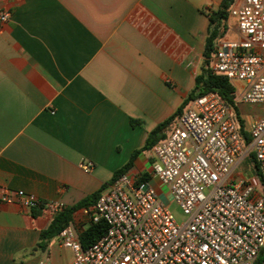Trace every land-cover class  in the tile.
Here are the masks:
<instances>
[{
    "label": "crops",
    "instance_id": "obj_1",
    "mask_svg": "<svg viewBox=\"0 0 264 264\" xmlns=\"http://www.w3.org/2000/svg\"><path fill=\"white\" fill-rule=\"evenodd\" d=\"M221 2L0 0L9 13L0 22V187L70 207L104 190L137 152L126 172L147 174L162 195L143 147L193 89ZM84 209L69 223L78 234L90 224ZM54 216L0 203V264H71L58 236L38 247Z\"/></svg>",
    "mask_w": 264,
    "mask_h": 264
},
{
    "label": "built area",
    "instance_id": "obj_2",
    "mask_svg": "<svg viewBox=\"0 0 264 264\" xmlns=\"http://www.w3.org/2000/svg\"><path fill=\"white\" fill-rule=\"evenodd\" d=\"M8 18L0 13V22ZM228 18L237 39L217 42L210 69L233 85L237 103L264 104V0H242ZM247 135L245 142L215 93L191 100L150 150L151 176L166 188L181 219L148 181L124 172L83 210L90 223L107 225L103 236L83 248L73 225L59 233V245L73 253L71 264H254L264 247V117L248 124ZM251 154L255 185L237 173ZM92 167L80 163L84 172ZM14 202L51 214L63 209L57 200L0 187V203Z\"/></svg>",
    "mask_w": 264,
    "mask_h": 264
},
{
    "label": "trees",
    "instance_id": "obj_3",
    "mask_svg": "<svg viewBox=\"0 0 264 264\" xmlns=\"http://www.w3.org/2000/svg\"><path fill=\"white\" fill-rule=\"evenodd\" d=\"M233 1L234 0H222L220 8L210 16V23H212V26L210 27L208 32V37L206 39L204 50L202 53L203 59L200 65V70L195 76L193 89L189 92V94L183 100L182 104L178 107L172 117L169 118L166 122L160 124L152 133L148 135L143 149L151 150V148L158 142V139L156 137L157 132L162 130L166 125L170 124L191 100L210 92L215 93L220 98V100L231 110L234 119L238 124L241 137L245 140V142L248 141V135L245 131L244 120L241 117L238 103L235 101L234 87L224 76L214 74L210 69L209 63V60L214 53V48L217 42L223 37L227 30V12ZM136 153L137 152L132 154L130 161L124 167L119 169L114 174L113 178L127 171L128 167L131 164V160ZM250 157L253 160L254 173L258 174L257 165L255 164L253 155L251 154ZM147 179V174L142 175L141 181H147ZM102 190L103 189L85 197L83 200L73 206L63 208L60 212L55 214L48 227L45 230L41 231L39 235L38 247L44 249L47 242L51 238L58 236L59 233L70 223L72 213L79 208H87L89 205H93ZM32 214L35 215V212H32ZM106 229L107 225L102 220L98 221L97 223H90L89 226L79 234L81 246L83 248H86L96 242L101 236H103V234L106 232ZM263 260L264 247L261 249L254 264H262Z\"/></svg>",
    "mask_w": 264,
    "mask_h": 264
},
{
    "label": "rangeland",
    "instance_id": "obj_4",
    "mask_svg": "<svg viewBox=\"0 0 264 264\" xmlns=\"http://www.w3.org/2000/svg\"><path fill=\"white\" fill-rule=\"evenodd\" d=\"M234 26V21L229 20L227 21L226 25V32H225V38L228 40H236L237 39V34L233 30ZM238 108L241 113V117L244 120V125H245V131L247 132L248 124L260 117H264V104H240L238 103ZM249 141V137H248ZM237 173L239 175L247 178L252 185H255V178H254V165H253V160L251 157L246 158L244 161H242L238 168H237ZM238 179L235 180V182ZM164 191L162 195H158L159 199L161 202L165 203L168 207V209L174 214V216L177 219H181V214L179 210L176 208L175 204L171 201L169 195H166L165 192L167 193V190L165 187H163ZM164 204V205H165Z\"/></svg>",
    "mask_w": 264,
    "mask_h": 264
}]
</instances>
